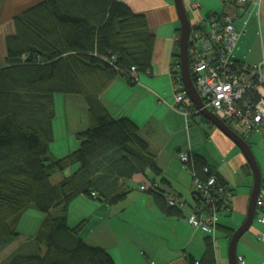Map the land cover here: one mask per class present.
Listing matches in <instances>:
<instances>
[{"label":"trees","instance_id":"obj_1","mask_svg":"<svg viewBox=\"0 0 264 264\" xmlns=\"http://www.w3.org/2000/svg\"><path fill=\"white\" fill-rule=\"evenodd\" d=\"M13 22L15 32L6 38V63L0 67V254L21 236L18 225L28 209L46 217L4 264H116L108 250L85 242L86 221L71 226L68 210L79 197L119 204L133 189L128 180L148 170L161 174L138 124L115 117L101 100L118 77L136 85L133 67L138 75L152 72L156 36L148 17L119 0H39L15 14ZM57 94L82 97L89 116V125L77 134L78 149L60 158L51 150ZM189 154L187 168L194 178L205 182L215 174L233 195L203 156ZM76 165L69 176L50 182ZM245 171L253 174L249 164ZM159 189L149 190L158 207L180 216L181 209L170 206ZM229 203L218 202L220 213ZM225 229L230 237L235 232ZM211 247L210 241L203 261L214 260Z\"/></svg>","mask_w":264,"mask_h":264},{"label":"crops","instance_id":"obj_2","mask_svg":"<svg viewBox=\"0 0 264 264\" xmlns=\"http://www.w3.org/2000/svg\"><path fill=\"white\" fill-rule=\"evenodd\" d=\"M9 1L5 6L7 14L29 0ZM119 1L148 17L150 30L156 36L153 70L149 74L139 73L134 87L118 77L101 100L115 117L127 116L138 124L157 155L161 174L148 170L147 175H135L126 182L133 189L116 205L77 198L69 206V224L76 226L85 220L81 234L85 242L108 250L116 264H230L232 236H228L225 228L236 231L247 217L254 184V175L245 171L248 160L231 138L204 117L193 115L187 120L178 107L174 108L169 66L177 58L181 27L174 0ZM183 2L189 4L191 0ZM185 7L188 11L189 7L186 4ZM237 29L244 32V28ZM237 49V60L256 62L238 58ZM65 115L70 139L89 125L88 106L80 96L66 95ZM247 142L259 162L264 183V135L255 133ZM180 151L203 156L233 191L229 208L219 215L221 227L215 238L187 221L197 205L196 186L192 171L178 158ZM150 180L158 182L159 190L176 194L185 202L180 216L165 213L149 190L141 189ZM210 241L214 260L206 262L203 258ZM237 255L246 264H264V223L257 217L238 241Z\"/></svg>","mask_w":264,"mask_h":264},{"label":"built area","instance_id":"obj_3","mask_svg":"<svg viewBox=\"0 0 264 264\" xmlns=\"http://www.w3.org/2000/svg\"><path fill=\"white\" fill-rule=\"evenodd\" d=\"M230 13L212 14L205 20L197 17L191 23L189 37L190 72L205 108L211 110L245 140L260 132L264 135V48L261 59L256 62L240 61L235 58L242 32L235 25L238 19L254 12L261 14L263 0H223ZM196 10L198 4H191ZM132 74L138 79L136 68ZM174 108H179L187 120L198 113L188 99L181 74L178 56L169 66ZM193 107V108H192ZM190 151H180L178 158L186 167ZM205 172H210L205 167ZM215 174L203 182L194 178L199 205L187 217L188 223L215 238L219 224L218 202L230 200L232 194L226 186L219 184ZM158 182L142 185V190L157 189ZM95 195V193H93ZM170 206L183 209L185 202L176 194L166 193ZM257 219L264 223V187L257 201ZM239 264H246L238 257Z\"/></svg>","mask_w":264,"mask_h":264},{"label":"rangeland","instance_id":"obj_4","mask_svg":"<svg viewBox=\"0 0 264 264\" xmlns=\"http://www.w3.org/2000/svg\"><path fill=\"white\" fill-rule=\"evenodd\" d=\"M38 1L39 0H29L27 4H24L20 7H14V10H12L10 14H7L8 12H5V6L9 4L10 1L7 0L6 2V0H0V67L5 65L6 63V38L8 35L14 34L15 32L14 22L12 21L11 17L22 12ZM187 2H185L187 6H189V4L193 2H197L200 5V8L197 9L196 12L189 10V7L188 14L191 21L195 20V18L199 16L202 20H205L210 13L221 14L226 10V6L223 0H191L189 4H187ZM9 9H11V7H9ZM261 10L262 12L260 14V18L258 17V13H255L253 14V16L246 15L242 19V21L236 23V26L240 30L244 28V32L242 33V36L239 40L238 49L236 52V56L240 59H250L251 61H259L261 59L262 51L264 48V0ZM179 23L180 22L178 21V24ZM179 52L180 50L178 48V56L180 54ZM55 103L56 117L53 122L54 142L51 145V150L55 157L60 158L78 149L80 143L79 141H77L78 139L76 136H73V139H70L68 134L65 115L66 95L57 94L55 96ZM230 127L234 131L240 132V129L235 127L234 125H231ZM259 134L260 133H256V136ZM77 168V165L70 167L64 173L53 176L50 182L52 184L58 183L63 177L72 174ZM52 214H55V212H53ZM45 217L46 213L41 212L35 208H30L24 213L18 225V232L21 233V236L18 238V240L7 246L1 252L0 264H4L5 260L14 250L22 246L24 243L28 242V239L37 234L40 225ZM42 248L44 249V247Z\"/></svg>","mask_w":264,"mask_h":264},{"label":"water","instance_id":"obj_5","mask_svg":"<svg viewBox=\"0 0 264 264\" xmlns=\"http://www.w3.org/2000/svg\"><path fill=\"white\" fill-rule=\"evenodd\" d=\"M179 21H180V37H179V58L181 62L182 80L185 86L186 94L191 103L198 110V113L207 121L211 122L219 128L224 134L231 138L242 150L248 163L253 171L254 184L250 196V203L247 217L244 223L234 232L229 244L230 264H239L237 255V244L240 238L250 229L257 215V201L263 186V179L260 166L256 157L247 142L242 136L234 131L227 123L219 119L211 110L205 108L204 103L198 94L191 72L189 59V37L191 32V22L183 0H174Z\"/></svg>","mask_w":264,"mask_h":264},{"label":"bare ground","instance_id":"obj_6","mask_svg":"<svg viewBox=\"0 0 264 264\" xmlns=\"http://www.w3.org/2000/svg\"><path fill=\"white\" fill-rule=\"evenodd\" d=\"M191 4H198V3H190L188 7H190ZM198 5H199V4H198ZM199 8H200V5H199ZM199 8H197V9H199ZM197 9H196V10H192V9L190 8V10H192L193 12H196ZM186 10H187V9H186ZM187 12H188V11H187ZM230 12H231V10L226 9L225 12H223V13H230ZM223 13H221V14H223ZM188 15H189V14H188ZM216 15H219V14H216ZM208 16H209V15H208ZM258 17L260 18V16H258ZM189 18H190V17H189ZM198 19H201V18H198ZM190 22L192 23L191 19H190Z\"/></svg>","mask_w":264,"mask_h":264}]
</instances>
